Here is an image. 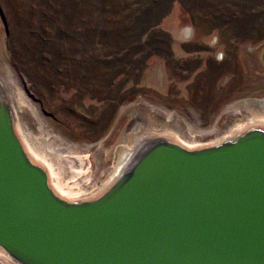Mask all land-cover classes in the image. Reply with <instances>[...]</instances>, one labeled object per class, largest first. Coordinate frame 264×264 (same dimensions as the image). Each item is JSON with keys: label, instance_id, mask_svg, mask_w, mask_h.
I'll return each mask as SVG.
<instances>
[{"label": "rangeland", "instance_id": "rangeland-1", "mask_svg": "<svg viewBox=\"0 0 264 264\" xmlns=\"http://www.w3.org/2000/svg\"><path fill=\"white\" fill-rule=\"evenodd\" d=\"M190 3L192 7L186 12L182 7L177 9L175 1L161 21L167 32L174 19L191 26L189 34L185 33L187 28L183 34L168 32L172 57L156 58L162 62V71L136 69L127 87L119 90L118 81L124 78L113 76L112 63L102 57L104 45L85 44L98 37L88 28L85 11L91 7L89 1L0 0V80L11 93L15 86L10 89L9 69L37 103L40 114L13 98L18 131L40 159L50 163L65 189L94 190L106 183L125 149L142 136L129 131L134 114L143 118L140 123L147 131L143 135H170L188 145H199L222 138L245 120L246 112H264L260 105L243 104L236 107L241 115L235 114L237 118H231V123L227 124L225 115L219 122L217 115L200 122L203 127L224 128L221 136L197 135L191 123L204 105L203 72H199L206 67L205 58L216 60L222 52L229 56L220 64L223 77L236 69L233 80L221 89L219 110L239 99L264 100V0ZM216 20L228 24L212 29ZM235 25L240 26V37L236 46H228L226 36ZM56 27L60 38L53 34ZM249 27L258 30L248 32ZM207 45L211 46L209 51L204 50ZM122 56L116 57L121 59L117 65L132 69ZM194 66L195 71L190 72ZM150 72L153 74L148 76ZM179 128L182 132L176 130ZM74 172L79 173L75 178ZM0 264L16 262L0 250Z\"/></svg>", "mask_w": 264, "mask_h": 264}, {"label": "water", "instance_id": "water-1", "mask_svg": "<svg viewBox=\"0 0 264 264\" xmlns=\"http://www.w3.org/2000/svg\"><path fill=\"white\" fill-rule=\"evenodd\" d=\"M0 247L21 264H264V129L157 139L94 199L48 185L0 90Z\"/></svg>", "mask_w": 264, "mask_h": 264}, {"label": "trees", "instance_id": "trees-1", "mask_svg": "<svg viewBox=\"0 0 264 264\" xmlns=\"http://www.w3.org/2000/svg\"><path fill=\"white\" fill-rule=\"evenodd\" d=\"M83 1L85 3L89 1L91 5L85 11L86 19L89 21V31H92L94 36H98L95 38L97 41L91 38L90 41L87 40L84 43L89 45L90 43L94 44V42H97L95 44L104 45L102 48L105 49V52L102 57H104L106 63L107 60H109L110 64L112 63L113 76L124 78L118 81L119 90L127 87L136 69H139L140 72L145 70L148 61L152 57L165 60L172 57L171 37L167 31L161 28L160 24L162 19L170 12L175 0ZM177 1L186 12L192 7L190 0ZM67 18L68 20L72 19L70 13H68ZM50 19L55 21L54 18ZM214 22L211 28L216 30L227 23L221 20ZM238 26L234 27L233 31H230L231 33L229 32L230 34L226 38H239L240 32L237 30ZM256 30H258V27L248 28V32L255 33ZM53 34L57 35V38L61 37L57 27ZM121 55H123L125 63L129 64L132 69H124L117 65V62L121 61V59L116 57ZM113 79L112 82L115 83Z\"/></svg>", "mask_w": 264, "mask_h": 264}, {"label": "bare ground", "instance_id": "bare-ground-1", "mask_svg": "<svg viewBox=\"0 0 264 264\" xmlns=\"http://www.w3.org/2000/svg\"><path fill=\"white\" fill-rule=\"evenodd\" d=\"M6 76L8 77L10 83L12 84L10 89L12 90V88L14 87V89L10 91L7 89V87L5 86V84L2 83V79L0 80V90L3 93L5 99L7 100V102L9 103L11 109H12V113H13V118H14V129L16 134L18 135L20 142L25 150V152L27 153L29 159L34 163L37 164L39 166H41L47 173V177H48V185L49 187L53 190V192L58 195L59 197L69 201V202H80V201H85V200H90V199H94L96 197H98L99 195H101L103 192H105L113 183L114 181L125 171L127 170L132 164L133 162L139 157V155L148 147L151 145V143H153L155 140L163 138V139H167V140H171L174 141L178 144H180L181 146L187 148V149H197V148H201V147H205V146H210V145H215L218 143H221L227 139L233 138L247 130H250L252 128H262L264 129V112H259V111H248L246 112V114L244 115L245 120L243 122H239V124H237L235 127H233L230 131V133H228L227 135L223 136L221 139H218L216 141H213V143H207V144H201V145H188L187 143L180 141V140H176V138L174 139V137L170 136H163L158 135L156 136V134H146L143 135V133L147 132L146 131V127L144 126V124L141 122L140 123V119L143 120V118L140 116H136L134 114V116H132V124L129 127V131L132 130V134L133 136H137V134L142 135L140 136V138H135L134 143L132 144V146L130 148H126L125 153L120 156L118 163L116 164V167L113 169V172L111 173L110 177L108 178V180L106 181V183H103L100 187H98L97 189L94 190H89V189H85V188H77L76 190L73 189H65L64 183L61 182V180H59L58 178V174L54 171V169L52 168V166L50 165V163H46L44 162L42 159H40L41 157L39 156V154L37 152L34 151V149L26 142V140L24 139V137L22 135H20V131H18V122L16 119V115H15V110H14V103H13V98H15L16 101H18L21 104H24L26 106H28L29 108H32L34 111H36L38 114H40V109L37 105V103L34 101V99H32L24 90V88L22 86H20V84L18 83V81L16 79L13 78V73L9 70L6 69ZM13 80H15V83H12ZM243 104H247V105H252V106H256V105H260L261 107H264V101H260V100H244ZM237 105V104H236ZM243 118V117H242ZM248 121V122H246ZM239 126V127H238ZM177 131H179L178 129H176ZM169 134V133H166ZM172 135V134H171ZM172 137V138H171ZM78 172H74L72 174V177L75 178L78 176ZM67 184V183H66ZM76 184V183H74ZM67 186V185H66ZM0 250L6 254L7 256L8 253L5 252V250H3L0 247ZM10 257V256H9ZM12 260H14L12 257H10ZM16 262V264H21L18 261L14 260Z\"/></svg>", "mask_w": 264, "mask_h": 264}, {"label": "flooded vegetation", "instance_id": "flooded-vegetation-1", "mask_svg": "<svg viewBox=\"0 0 264 264\" xmlns=\"http://www.w3.org/2000/svg\"><path fill=\"white\" fill-rule=\"evenodd\" d=\"M226 41L229 42L228 46H229V44H231L233 46H236L237 38H235V37L234 38H226ZM215 44H216V42H215ZM209 47H211V46L207 45L206 49H204V50L205 51H209L208 50ZM224 56H225V54L222 52L220 54V57H216V60H218V61H216L214 59L211 60V59H208V58L206 59L205 58L203 60V64L206 67L203 68V70L199 69L200 70L199 73L203 72L202 73V75H203V77H202L203 84H202V88H201V93L203 94V99H204L203 103H204V105H201V107L199 108L198 115L197 114H195V116L193 115L194 116V120L191 123L193 125L194 129L197 130V132H198L197 135H209V134H215L216 135L218 133V136H221L223 134V130L222 129H224V128H220V127H203V126L200 125V122H202L203 120H205L207 122L212 117H214L216 115H217V121L219 122V120L222 118V116L225 115V120H227L226 122L228 124V122L229 123L232 122L231 118L232 119L237 118L235 114H238V115L240 114V111L236 110V107L239 106V108H240V106L243 105V101L244 100H242V99H239L240 101L239 100L234 101L233 103L228 104L227 106L223 105V107L221 106L222 108H220V110L218 109L220 107L219 103H220V100H221V95H220L222 93L221 89L224 88L223 86L225 84H229L233 80L234 76L236 75V69H233V71H229L227 73L226 77H223L224 74L220 72V70H221L220 64L224 60ZM234 56L237 59V57H238L237 53H234ZM225 58L228 59L229 56L226 55ZM195 67L196 66L192 67L190 72L191 71H195V69H196ZM199 70H197V71H199ZM192 86L193 85L191 83V87ZM214 92H215V94H214ZM209 93H210V95H209ZM245 100H247V99H245ZM248 100L264 101L263 99H258V98H248ZM199 117H200L201 121L199 120ZM246 122H248V121H246ZM191 129H192V127H191ZM178 130L181 131L180 128ZM228 132L230 133V131H228ZM223 136H225V135H222L221 137H223ZM176 139H178V138H176ZM210 143H213V141H211ZM205 144H207V143H205ZM199 145H201V144H199Z\"/></svg>", "mask_w": 264, "mask_h": 264}, {"label": "crops", "instance_id": "crops-1", "mask_svg": "<svg viewBox=\"0 0 264 264\" xmlns=\"http://www.w3.org/2000/svg\"><path fill=\"white\" fill-rule=\"evenodd\" d=\"M175 1H177V0H175ZM174 1V2H175ZM177 4H178V7H176L177 9L179 8L180 9V7H181V5H180V3L177 1ZM176 9V10H177ZM189 27H190V29H189ZM185 28H187V30L185 31L184 29ZM188 29H189V31H191V26L189 25V24H180V23H177L176 21H175V19H174V22H172V24L171 25H169L168 27H167V30H168V32L171 34V33H173V34H183L184 33V31H185V33L186 32H188ZM184 36V35H183ZM150 67V68H149ZM147 69H150V70H153V69H156V71H162V62L159 60V59H156V58H152V60L150 61V64H149V66H148V68H146V73H148L147 72ZM144 71V72H145ZM153 73H149L148 74V76H151Z\"/></svg>", "mask_w": 264, "mask_h": 264}, {"label": "built area", "instance_id": "built-area-1", "mask_svg": "<svg viewBox=\"0 0 264 264\" xmlns=\"http://www.w3.org/2000/svg\"><path fill=\"white\" fill-rule=\"evenodd\" d=\"M190 31L187 32V34H189Z\"/></svg>", "mask_w": 264, "mask_h": 264}]
</instances>
